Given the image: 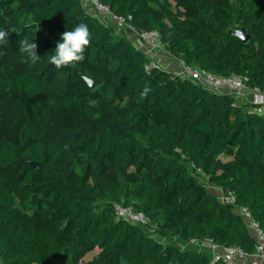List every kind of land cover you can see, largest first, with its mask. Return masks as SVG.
<instances>
[{"label":"trees","instance_id":"16d2710c","mask_svg":"<svg viewBox=\"0 0 264 264\" xmlns=\"http://www.w3.org/2000/svg\"><path fill=\"white\" fill-rule=\"evenodd\" d=\"M98 1L124 16L132 32L157 29L174 58L214 74L237 75L247 87L264 92V47L251 37L242 42L229 30L246 15L247 6L264 0H226L219 17L214 9L206 16L207 29L183 21L182 9L161 0ZM14 3L0 0V29L11 33L9 42L0 45V62L7 58L20 65L12 74L0 65V97L5 100L4 105L0 101V130L10 123L17 128L14 136L0 134V264H77L93 248L98 252L85 264H133L148 257L154 258L152 264H209L210 256L193 245L163 244L171 235L186 243L211 240L254 254L255 241L237 209L246 208L264 231V116L158 64L146 71L149 55L124 29L116 30L80 0H25L24 7ZM38 18L45 29L39 28ZM79 23L90 28L97 64L115 62L103 93L127 96L132 102L127 116L89 88L82 69H56L48 63L62 33ZM245 27L250 30L249 23ZM260 29L264 31V20ZM26 36L38 45L42 59L36 65L22 62L18 42ZM145 86L150 91L141 99ZM94 92L104 103L101 109L91 103ZM73 105L85 121L59 126L44 118L47 111ZM145 111L150 115L139 138ZM158 113L163 117L152 116ZM142 152L151 160L147 173L105 177L104 166L119 161L131 166ZM225 152L242 162L229 177L215 174L230 167L219 158ZM84 158L96 162L90 176L68 180ZM21 159L28 165L13 183L6 168ZM55 165H61L59 170ZM197 169L212 178L220 194L231 192L235 203L213 194ZM114 202L143 212L154 233L146 230L149 225L115 220ZM29 211L33 214L26 215ZM51 221V228L33 230L34 222ZM64 223L72 231L61 241L52 231Z\"/></svg>","mask_w":264,"mask_h":264},{"label":"rangeland","instance_id":"374dc122","mask_svg":"<svg viewBox=\"0 0 264 264\" xmlns=\"http://www.w3.org/2000/svg\"><path fill=\"white\" fill-rule=\"evenodd\" d=\"M165 3H169L172 9H182L184 12V17L183 21L187 22L190 25L198 26L201 28L207 29L208 23L206 21V16L210 13L212 9H214V15L216 17H219L223 13V7L226 3V0H161ZM15 5H19L24 7L25 6V0H15ZM153 11L156 12V9ZM105 17V18H104ZM102 17L103 19H106L108 23L114 24L108 17L104 16ZM264 20V2H260L254 5H249L246 7V15L244 17H241L235 21V23L230 27L231 32H236L240 30L241 28H244L249 34L251 38H253L255 41H257L261 46L264 47V31H261L260 26ZM38 22L39 28L40 29H45L46 23L42 18H38L36 20ZM245 23L250 24V30H248L245 27ZM124 27V26H123ZM117 28V27H116ZM115 28V29H116ZM117 30V29H116ZM56 31V29L54 30ZM124 32L126 35L129 37V39L134 43L138 38L136 37L135 33L130 31L128 28H124ZM249 37V38H250ZM135 44V43H134ZM162 44L153 48L149 55L151 57V60L157 61L158 65H162L167 67L166 65H163V59L165 55L169 56L171 60H173L175 63V60L173 59L172 56L168 55L165 53L164 50H162ZM161 47V48H160ZM166 56V58H167ZM99 52L98 50L89 47L86 50L85 53V60L75 64L74 66L78 67L79 69H82V74L88 78H90L94 83V87L92 88L93 91L96 89L100 91L104 99H106L109 104L115 109V111L120 114L127 116L128 115V110L130 106L132 105V102L129 100L127 96H119L117 94L113 95H105L103 93V88L107 85V78L109 72L114 68L115 62L111 61L106 63L103 66H99L97 64L98 59H99ZM156 63V62H155ZM0 65H2L6 71L10 74L13 72L17 71L20 68V65L17 62L11 61L7 58H3L0 62ZM175 69H178V64H174ZM170 70V68H168ZM0 101L2 105H4V99L0 97ZM91 103L97 107L98 109L103 108L104 103L100 99H98L97 94L94 92L92 95ZM251 112V111H250ZM150 115L149 112H144L141 115V118L139 120V134L138 137L142 138L143 137V130L144 126L146 124V118L147 116ZM163 115L162 113L158 114H152L153 117L156 116H161ZM44 118L52 120L56 125H75L80 122H83L86 120L84 114L80 110L78 105H73L70 108L63 109L58 112H53V111H47L44 114ZM6 132L9 135L14 136L15 132H17V128L14 127V123L8 124L3 130H0V134ZM17 135V134H16ZM21 142L19 143V145ZM22 148V145H20ZM20 148V149H21ZM220 160L222 163L228 165L229 164V169L228 170H220L217 171L215 174L217 176H230L231 175V169L233 167H239L242 165V162L235 160L233 155L230 152H225L219 156ZM150 157L146 155L144 152H142L137 158H135L133 165L128 166L124 162H116L112 166L107 167L104 166V175L108 179H113L117 180L119 178H133L136 177L138 174H143L147 173L149 166H150ZM96 164V162L93 159L90 158H84L83 159V164L78 166L77 168L74 169L73 172L69 173L67 175L68 180H73L76 178H81V177H89L93 166ZM28 163L26 159H21L18 160L16 163L8 166L6 168V173L9 177V180L12 181L13 183H16L18 179L20 178V174L24 170L25 167H27ZM61 165H55L53 166L56 170H59ZM64 170V169H63ZM36 179H40V174H35ZM200 177V176H199ZM201 180L205 184L208 185L209 190L219 196V191L221 190L220 188L216 187L212 178L209 177L208 175L200 177ZM18 200V198H17ZM33 213L31 211L26 212V215H32ZM55 220V219H54ZM53 220V221H54ZM53 221L48 222V223H42L39 224L37 222H34L33 224V230L34 231H42L45 229H49L52 227ZM71 226L69 224L64 223L62 227L58 230H53L52 232L55 234V236H58L61 241H64L68 238L69 232H71ZM150 233H154V226L149 225L146 229ZM249 233L251 234V230L248 229ZM164 243L163 244H175L181 248H186L189 247V245H193V247H199L198 241H191L190 243H186L184 241H180L176 236H169L166 238V241L163 239L161 240ZM97 248L89 249L84 252L83 256L81 259H79L77 264H85L89 259H91L93 256L97 254ZM207 252V251H206ZM251 257L250 256H240L238 257H233L232 261L229 264H253L251 262ZM154 261V258L148 257L145 260H140L137 262H134L133 264H152ZM257 262V261H256ZM108 264H127L123 261H113ZM257 264H261L260 262H257Z\"/></svg>","mask_w":264,"mask_h":264},{"label":"built area","instance_id":"2783aa9c","mask_svg":"<svg viewBox=\"0 0 264 264\" xmlns=\"http://www.w3.org/2000/svg\"><path fill=\"white\" fill-rule=\"evenodd\" d=\"M81 3L90 11H97L101 17H108L117 27V30L127 27L126 19L122 15L114 14L108 5L101 3L98 0H80ZM105 18V17H104ZM124 26V27H123ZM138 40L137 46L141 47L144 53L149 55L150 51L161 45L160 34L157 29L141 30L134 32ZM161 48V47H160ZM166 54L172 56L166 51L163 46L161 48ZM150 56V55H149ZM173 57V56H172ZM174 58V57H173ZM178 64V69L171 65V69L175 73L188 77L198 82L205 88L219 92L220 94H229L233 96L239 103H247L251 106V112L259 116H264V92L256 88H249L244 84V79L237 75L223 76L214 74L206 69L194 67L184 63L183 60L175 58ZM156 62V63H155ZM157 61L145 65L146 71L156 69ZM161 66V65H160ZM201 176H206L205 172L197 169ZM220 200L227 204H234L235 197L231 192L220 194ZM114 218L115 220H124L135 225L146 227L150 225L149 217L141 211H135L132 207L123 205L119 202L113 203ZM237 212L243 218L248 229L251 230V236L255 241L254 256L261 264H264V231L259 227L258 223L254 221L250 212L244 208H238ZM198 241V240H195ZM199 249L205 250L210 256L209 264H214L216 261H222L226 264L230 263L233 257L249 256L239 246H219L213 244L211 240L198 241Z\"/></svg>","mask_w":264,"mask_h":264},{"label":"clouds","instance_id":"9594fccd","mask_svg":"<svg viewBox=\"0 0 264 264\" xmlns=\"http://www.w3.org/2000/svg\"><path fill=\"white\" fill-rule=\"evenodd\" d=\"M10 34L11 33L9 30L0 29V45L7 44L9 42ZM92 38V33L88 24H77L72 30H67L62 33L61 40L56 44V48L53 51L54 54L51 55L50 59L48 60V63L54 66L56 69H61L63 67L75 65L84 61L86 50L90 47ZM18 43L19 51L23 54L22 62H30L33 65H36L41 62L42 57L37 54L38 45L35 42V38L30 39L26 36L23 39H20ZM135 45H137L136 42ZM173 59L175 60V63H177L176 59ZM163 67L168 69L165 66ZM171 68L172 67H170V71H174ZM149 91L150 89L145 86V88L140 93V98L143 99L144 97H146ZM206 253L208 254V252Z\"/></svg>","mask_w":264,"mask_h":264},{"label":"water","instance_id":"95a60500","mask_svg":"<svg viewBox=\"0 0 264 264\" xmlns=\"http://www.w3.org/2000/svg\"><path fill=\"white\" fill-rule=\"evenodd\" d=\"M234 35L239 38L242 42H246L250 37L244 28H241L240 30L234 32ZM84 80L87 82L90 89L94 87L95 83L90 78L84 76ZM31 165L35 166L36 164L31 162Z\"/></svg>","mask_w":264,"mask_h":264},{"label":"crops","instance_id":"0c3cea01","mask_svg":"<svg viewBox=\"0 0 264 264\" xmlns=\"http://www.w3.org/2000/svg\"><path fill=\"white\" fill-rule=\"evenodd\" d=\"M136 42V41H135ZM134 42V43H135ZM166 56L167 55H165V57H164V59L162 60L163 61V65H166L167 66V68H170L171 67V65H173L174 63V61L173 60H171L170 59V57L169 56H167V58H166ZM221 193V191H219V194ZM195 249H199V248H195ZM199 250H201L202 251V249H199ZM203 251H205V250H203ZM252 259H251V262L253 263V264H257V262H259L258 261V259L254 256V255H249ZM257 261V262H256ZM233 264V263H232Z\"/></svg>","mask_w":264,"mask_h":264}]
</instances>
